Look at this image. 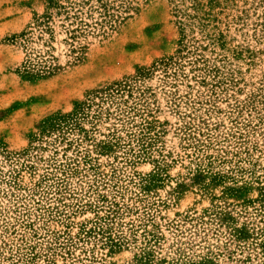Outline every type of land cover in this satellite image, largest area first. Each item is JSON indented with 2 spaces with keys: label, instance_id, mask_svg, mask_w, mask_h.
<instances>
[{
  "label": "rangeland",
  "instance_id": "1",
  "mask_svg": "<svg viewBox=\"0 0 264 264\" xmlns=\"http://www.w3.org/2000/svg\"><path fill=\"white\" fill-rule=\"evenodd\" d=\"M0 264H264V0H0Z\"/></svg>",
  "mask_w": 264,
  "mask_h": 264
},
{
  "label": "trees",
  "instance_id": "2",
  "mask_svg": "<svg viewBox=\"0 0 264 264\" xmlns=\"http://www.w3.org/2000/svg\"><path fill=\"white\" fill-rule=\"evenodd\" d=\"M51 2L53 3V0H51ZM47 18H50V16H47ZM29 73L30 72L28 71L27 74L29 75ZM83 110H84V106L83 105H78L76 111L73 114H71V115H69L67 117H64L62 119L66 120L65 122H67L70 118L72 119L75 114L77 116L78 113H82ZM63 120H62V122H63ZM60 123L61 122L52 121V122H49V124L46 125V126H48V129H54L55 126L59 127L61 125ZM100 144H101V148H100L101 150H110L112 148V146H113V143L109 144L106 141L101 142ZM237 231L239 232V237L240 238L241 237H245V234L248 233L246 230H244V228L237 229Z\"/></svg>",
  "mask_w": 264,
  "mask_h": 264
}]
</instances>
